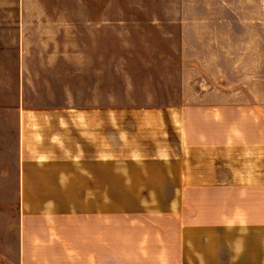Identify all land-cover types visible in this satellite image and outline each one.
<instances>
[{
  "label": "crops",
  "instance_id": "1",
  "mask_svg": "<svg viewBox=\"0 0 264 264\" xmlns=\"http://www.w3.org/2000/svg\"><path fill=\"white\" fill-rule=\"evenodd\" d=\"M114 9L0 0V264H264L261 71Z\"/></svg>",
  "mask_w": 264,
  "mask_h": 264
},
{
  "label": "rangeland",
  "instance_id": "2",
  "mask_svg": "<svg viewBox=\"0 0 264 264\" xmlns=\"http://www.w3.org/2000/svg\"><path fill=\"white\" fill-rule=\"evenodd\" d=\"M99 2L115 7L114 11L105 13L113 16L115 20H143L140 12L124 10L130 5L141 4L160 7L159 12L145 13V15L162 16L166 20L161 27L154 28L145 21L144 23H132V26L117 23L110 29H104L110 34L117 36L162 35L170 36L174 41L177 37L187 35L201 39L205 36H220L224 41H228L229 52H234L232 55L228 52V61L234 58L235 52L241 55L244 60L243 67L250 68L253 65L255 71H261L260 84L264 83V0H99ZM179 9L183 11L180 12ZM187 10L196 11L188 13ZM194 14L197 15V22L196 26L191 27V23L189 26L187 22V16ZM210 15H216V18L212 16V20L219 19L222 22L215 23L216 27L202 26L203 22L198 20H203L205 16L209 19ZM226 73L224 79L227 84H234L235 71H226ZM136 78L138 77H133V79ZM145 90L147 87L138 86L136 95L144 93ZM227 116L229 119H234L235 111L227 110Z\"/></svg>",
  "mask_w": 264,
  "mask_h": 264
}]
</instances>
